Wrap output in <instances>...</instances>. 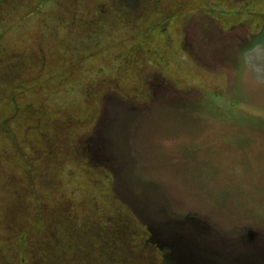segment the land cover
<instances>
[{"label": "rangeland", "instance_id": "374dc122", "mask_svg": "<svg viewBox=\"0 0 264 264\" xmlns=\"http://www.w3.org/2000/svg\"><path fill=\"white\" fill-rule=\"evenodd\" d=\"M255 46L264 0H0V264H264Z\"/></svg>", "mask_w": 264, "mask_h": 264}, {"label": "trees", "instance_id": "16d2710c", "mask_svg": "<svg viewBox=\"0 0 264 264\" xmlns=\"http://www.w3.org/2000/svg\"><path fill=\"white\" fill-rule=\"evenodd\" d=\"M175 227H178L177 225H174ZM168 229H170V226L168 225V226H166L164 229H163V231H167ZM162 240H163V243H164V245H167V242H166V239H165V237L163 238L162 237ZM169 253V254H168ZM166 252V249H165V255L163 254L162 256H163V263H165V264H174L172 261H174V257H175V255H174V253H172V252ZM175 254H177V253H175ZM44 260L46 261V262H51L52 264L54 263L53 262V259L51 258H48V259H46V258H44ZM172 260V261H171ZM172 262V263H171ZM59 264V263H58Z\"/></svg>", "mask_w": 264, "mask_h": 264}, {"label": "water", "instance_id": "95a60500", "mask_svg": "<svg viewBox=\"0 0 264 264\" xmlns=\"http://www.w3.org/2000/svg\"><path fill=\"white\" fill-rule=\"evenodd\" d=\"M168 249H169L170 252H172V248L168 247ZM172 253H174V255H175V252H172ZM208 261H211V260H208ZM208 264H212V263H209L208 262ZM233 264H236V263L234 262ZM238 264H249V263L246 260H242V262L241 263H238Z\"/></svg>", "mask_w": 264, "mask_h": 264}, {"label": "clouds", "instance_id": "9594fccd", "mask_svg": "<svg viewBox=\"0 0 264 264\" xmlns=\"http://www.w3.org/2000/svg\"><path fill=\"white\" fill-rule=\"evenodd\" d=\"M255 47H264V46H255Z\"/></svg>", "mask_w": 264, "mask_h": 264}]
</instances>
